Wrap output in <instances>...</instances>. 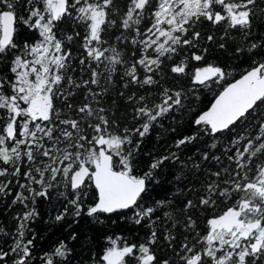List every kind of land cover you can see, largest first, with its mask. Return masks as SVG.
<instances>
[{"label":"snow or ice","instance_id":"obj_1","mask_svg":"<svg viewBox=\"0 0 264 264\" xmlns=\"http://www.w3.org/2000/svg\"><path fill=\"white\" fill-rule=\"evenodd\" d=\"M209 45L260 59L234 78ZM261 53L264 0H0V204L17 206L10 225L0 219V264H32L35 205L54 193L56 221L119 214L147 227L138 242L106 237L95 264H264ZM112 90L122 107L105 102ZM205 90L214 100L194 111ZM176 112L191 113L192 132L144 152ZM201 142L188 165L184 149ZM141 155L151 160L138 174ZM165 162L189 168L175 178L188 195L149 205ZM73 252L61 241L42 264H73Z\"/></svg>","mask_w":264,"mask_h":264},{"label":"trees","instance_id":"obj_2","mask_svg":"<svg viewBox=\"0 0 264 264\" xmlns=\"http://www.w3.org/2000/svg\"><path fill=\"white\" fill-rule=\"evenodd\" d=\"M206 30L207 29H205V31ZM21 35H26L23 29H21ZM209 47L212 50L214 61L227 63L234 69V78H239L240 73L249 67L253 58L257 60L260 59V56H254L253 53L233 54L231 45L227 52L217 49L213 45H209ZM261 55H264V53H261ZM220 90L219 88L216 89L217 92ZM214 98L215 93L208 90L203 91L202 94L198 93L196 97L191 98L194 102V111L206 110ZM113 100H115L117 106L122 107V101L115 90H112L110 96L105 98V102L111 104ZM119 114L118 112L117 115ZM190 120L191 113L182 114L181 112H176L173 119L165 118L161 120L152 129L151 134L145 138L142 150L152 153L154 156L166 154L167 146H171L176 139L182 138L184 135H188L192 132L193 129L190 125ZM173 128H175L174 132L171 131ZM206 147L207 145L203 142L189 145L184 149L182 159L186 161L188 165L191 164L192 160L200 162L197 149L203 151ZM172 150L176 151L174 148ZM150 160L151 157L148 155H141L139 157L138 174L147 170ZM225 163H227V161H225ZM212 164L215 165L216 162L213 161ZM180 167H183V172L179 171ZM191 175L188 167L183 165H171L165 162V167L159 175L161 183L152 186L146 198V203L150 205L153 200L167 196L169 200L174 201L175 204H179L188 193L181 190V184L175 178L177 176L184 177ZM192 179L195 181L196 177L192 176ZM165 181H167V183H165ZM94 192V189L90 190L89 199L85 201L86 204L92 202L91 198ZM14 195L15 192H13V196ZM11 199L12 196H9L3 204H0V219L9 225L12 223L10 219L12 213L17 211V206H12L11 208L6 207ZM230 204V200L219 204L214 210V213L211 214H219L226 210L227 206ZM35 207L39 215L30 224L32 232L35 234V247L33 249L34 259L32 264H42L44 255L52 251L61 241L67 243L69 247L74 249L73 256L75 259L73 264H95L96 260L102 255L104 248L108 246L107 240L105 239L106 237H125L129 243H132L142 240L148 232L147 227L134 226L128 220L120 219L119 214H113L112 216L104 215L100 218L102 222H96L94 218L84 215L79 218L78 223H76L74 218L70 215L66 216L62 221H56V215L62 212L64 208V197L60 196L58 193H54L50 200H39ZM168 211L171 212L172 209L169 208ZM208 215H210V213H203L201 215V221ZM71 234L76 235L77 238L75 241L69 239ZM29 238H31V236H29Z\"/></svg>","mask_w":264,"mask_h":264}]
</instances>
